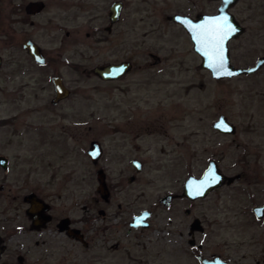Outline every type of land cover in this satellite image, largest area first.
<instances>
[{
    "label": "rangeland",
    "instance_id": "rangeland-1",
    "mask_svg": "<svg viewBox=\"0 0 264 264\" xmlns=\"http://www.w3.org/2000/svg\"><path fill=\"white\" fill-rule=\"evenodd\" d=\"M23 1L29 0H2L5 13L9 14L13 3ZM43 1L47 9L33 18L34 26L23 25L16 36H13L14 24L0 30V53L9 60L13 52L23 49L20 39L30 37L45 53L64 59L65 64L54 70H60L71 95L53 106L50 100L55 92L49 84L45 88L37 85L20 90L27 95L20 108L36 109L30 112L35 115L28 120L14 124L6 122L0 127V156L12 162L7 191L11 188L14 194L19 189L20 200L14 203L21 210L27 209L23 196L35 187L46 188L47 196L62 209H83L96 186L93 178L88 179L94 169L86 153L90 142L99 140L104 149L101 167L107 172L109 183L117 186L111 205L101 203L99 206L117 210L121 203L128 220L142 209L156 210L153 225L143 238L149 241V248H133L132 255L137 260L131 263L180 264L153 257L151 248L159 247L161 240L183 241L176 232V224L167 228L163 224L170 217L175 221L184 219L183 211L190 204L180 200L178 213L170 214L157 204L159 199L166 193H182L188 177H201L208 159L214 154H224L223 167L229 173L241 171L236 163L244 155L246 162L256 163V178H264V98L256 97V73L214 79L209 70L201 67L202 58L193 50L186 30L168 20L173 14L192 17L198 12L213 11L219 0H122L125 5L121 20L111 33L106 30L109 7L116 0ZM251 1L254 0H244L237 8L246 7ZM248 25L252 35L255 25ZM247 39V36L243 39V48L233 51L232 61L238 67L248 68L256 63V52L248 50L251 42ZM150 53L159 55L161 62L155 64ZM126 59L134 63V70L119 81L112 83L88 75L97 65ZM83 68L88 70L87 74L81 73ZM36 75L40 78L42 74L38 70ZM12 87L19 85L13 83ZM15 108L17 106L8 107L0 102V118L15 113ZM220 114L237 124L254 125L253 132L241 137L240 147L230 143L226 147V139L210 127ZM115 123L135 124L147 132L137 139L140 150H131L130 146L131 153H128L131 157L140 156L145 162L142 173L136 174L128 161L123 164L124 161L115 158L123 151L117 149L110 134ZM91 124L93 128L89 127ZM81 135L84 136L82 142L79 141ZM57 167H64L62 172L74 171V177L61 185L50 178ZM132 174H136L138 180L129 185L127 179ZM2 180L0 175V185ZM9 201L0 194L1 208ZM195 209L197 216L208 219L206 201L197 202ZM25 236L21 238L26 243ZM242 238L240 233L221 231L214 242ZM124 251L120 248V251L109 253L108 249L100 248L107 261L130 264V256ZM92 252L84 251L85 261ZM59 258H50L43 264H55Z\"/></svg>",
    "mask_w": 264,
    "mask_h": 264
},
{
    "label": "flooded vegetation",
    "instance_id": "flooded-vegetation-1",
    "mask_svg": "<svg viewBox=\"0 0 264 264\" xmlns=\"http://www.w3.org/2000/svg\"><path fill=\"white\" fill-rule=\"evenodd\" d=\"M37 1H42L44 3L43 10L38 13L30 12L28 6ZM243 1L244 0H238L228 9V13L234 16L235 20L243 28L242 34L237 38L231 39L228 43L230 58L234 65L232 61L233 51L244 47L242 42H244L243 39L247 36V42H251L248 46V50L256 52V63L248 68L255 66L257 68L259 66L255 72L256 97L261 96L264 98V0L251 1L246 7L242 6L238 9L237 7L242 5ZM124 5L123 2V7ZM221 5L222 0H219V4L215 10L198 12L194 14V16L189 17L193 21H198L200 16L203 15L216 16L219 14ZM5 7L4 3L2 4V0H0V30L9 28V24H14L16 26L14 28V36L15 34H19L18 31L21 30L20 28L23 25L34 26L35 21L33 18L40 16L46 11L47 3L43 0L15 2L13 3V7L9 8V14L5 13ZM8 15L9 17H7ZM170 16H168V20ZM117 23H119V21ZM250 23L255 25L252 29V35L249 34L251 28L248 24ZM115 24L112 25L111 29H108L110 25L109 20V25L106 27V30L111 33ZM9 36L12 37V39L14 38L12 34H9ZM27 41L34 42L30 37L21 38L20 44L23 49L13 52L9 60L0 53V102L2 104L5 102L8 107L10 105L17 106V108L13 110L15 113H12L8 117L0 118V127L5 126L6 122L14 124L22 120H28L29 116L35 115L33 113L30 114V112L35 110L36 107L32 108L29 106L26 109L20 108V106L22 107L23 105L22 101L27 100V95H25V93H20L21 89H30V87L35 88L37 85L41 86L40 88H45L46 86L48 87V84L51 85L55 92L54 97L50 100L53 106H58L71 95L70 93L67 98L54 103V99L57 96L54 83L56 78L62 79L63 84L70 89L60 74V70H54V67L57 66L58 68L65 64V62L63 63L64 59L56 55L45 53L43 49L34 42L41 48L44 58V62L41 63L30 54L27 48H25V43ZM192 44L194 50V43L192 42ZM19 47L21 46L19 45ZM153 55L156 54L150 53L151 57ZM124 61L132 62L128 59L121 62ZM132 64L133 69L128 74L117 80L108 82L114 83L128 76L134 70V63L132 62ZM234 66L237 68H245ZM38 70L42 74L40 78L36 75ZM81 73L87 74L88 70L83 68ZM88 75L99 78L93 73H88ZM247 75L251 74H243L236 77H244ZM13 83H17L19 87L13 88ZM222 116L226 117L228 121L235 126L233 132L225 133L215 128V124ZM242 117L250 118L251 115H242ZM89 127L93 128L94 125L91 124ZM210 127L213 128L215 133L226 139V147H229V143L232 146L240 147L243 134L254 131V125L252 123L237 124L223 114L217 115ZM146 133L147 132L142 128L136 127L135 124L130 123H115L112 125L110 131L117 149L123 150L118 152L115 158L120 162L124 161L123 164L128 161L129 165H131L130 168L133 169L136 174L142 173L146 164L140 156L131 157L128 153H131L130 148L131 150L132 148L136 151L140 150L141 145L137 143V139L143 137ZM82 135L81 138H79L81 142L84 137ZM229 137H231L230 142ZM93 141L100 142L96 139L92 140L88 150ZM100 144L103 149L101 142ZM88 150L86 154L90 159V165L93 166L94 169V172L90 171L88 179L93 178V181L96 183L95 193L92 192L93 194L89 196L91 199H88V204L86 203L85 207L81 210L62 209L51 200V197L47 196V193H45L46 188L41 189L40 187H35L28 194H34L48 204V210L42 212L44 216L43 220L38 219V216L35 218L28 214V208L31 205L24 201L25 196L28 194L23 196V201L27 205V209L21 210L19 206L14 203L20 200V193H18L19 189L12 194L11 188H8V191L6 188L9 174H11L12 171V162L6 157L8 159L6 168L0 164V175L3 178V183L0 185V194L3 196L5 195L10 200L8 204H5L2 208L0 207V249H2L0 264H43L49 261L50 258L52 260L54 257L57 258L58 256L60 258L56 260L55 264H69L72 260H74V262L71 264H113L104 258L105 256L100 252V248L108 249L109 253L120 251V248L124 249L131 257H128V261H130V264H133L131 262L137 259L133 258L132 249L140 248V250H145V248H149V241H144L143 238L145 232L150 230L153 225L152 222L156 215V210L142 209L140 212L132 215L128 220L124 216L126 210L123 209L121 203L118 204L117 210L102 209L99 206L101 203H104L108 207L111 205L113 201V191L117 186L109 183L108 174L105 169L101 167L104 149L102 156L96 163L88 155ZM224 158V154L220 156L214 154L207 161V168L210 166L211 162H215L220 173L226 176V178L223 185L215 188L205 197L195 199L188 198L184 195L183 187L182 193H166L159 199V203L157 204L164 208L166 213L170 214L178 213L180 200L186 203L188 202L190 206L185 207L183 211L185 215L184 219L175 221L173 217H170V219L168 218L163 224L166 228L171 224H176V232L183 241L165 242L161 240L159 247L151 248L154 255L153 257L167 259L168 263L179 261L180 264H264V178H256V163L246 162L245 160L247 157L244 155H241L239 161L236 163L241 171L235 173H229L223 167ZM136 161L141 164L140 170L135 165ZM125 168L128 167L126 166ZM62 170H65V168L57 167L50 177L59 181L61 185L63 183L65 184L69 178L75 175L74 171L67 173L62 172ZM100 170H103L106 175L105 181L110 193L107 200L104 199L99 192L100 178L98 173ZM136 174H132L127 179L129 185L138 180ZM59 175H61V177H59ZM191 176L193 175L189 177ZM48 180L55 181L52 179ZM58 195L60 198H63L62 194L58 193ZM166 197H170L169 200L163 201ZM199 201H206V205L208 204V213L210 214L208 215V219H203L196 215L195 205ZM174 207L175 211H172ZM143 212H148L150 215L145 220L136 219L141 216ZM165 227L164 231H166ZM221 231L226 233H240L243 238L240 241L233 242L222 239L221 241L214 242V239L217 238V234ZM23 234L26 235L24 237L27 240L26 243L24 239L21 238ZM112 239L114 241L110 246L108 243ZM132 239H135V241H132ZM131 244L133 246H131ZM89 250L93 252L91 255L86 256L88 261H85L84 251ZM126 252L125 254L128 256ZM146 261L148 262L149 259Z\"/></svg>",
    "mask_w": 264,
    "mask_h": 264
},
{
    "label": "water",
    "instance_id": "water-1",
    "mask_svg": "<svg viewBox=\"0 0 264 264\" xmlns=\"http://www.w3.org/2000/svg\"><path fill=\"white\" fill-rule=\"evenodd\" d=\"M238 0H222V5L219 8V14L216 16H200L198 21H193L189 16L175 14L169 17V20L181 25L186 32L189 34L191 41L194 43V51L200 55L202 58L201 66L205 69L211 71L212 76L215 79H225V78H233L243 74H252L255 73L258 67L252 68H237L235 67L230 58V50L228 47V43L231 39L237 38L243 32V28L238 24L235 20L234 16L228 13V9L233 6ZM44 8V3L42 1L33 2L28 6L30 12L38 13ZM123 10V2L122 1H114L111 3L109 8V20L110 25L108 29H111L112 25L120 21ZM223 18L228 17L229 23L234 26L238 31L228 36L227 39L223 42V58L225 61V68L223 71H220L216 68L210 67L212 61L208 56L204 54V49L202 44L195 37L199 34L200 26L208 24L214 18ZM25 48L30 51V54L39 62L43 63L44 58L42 55L41 48L32 41H27L25 43ZM155 59V64L160 63V57L157 55L152 56ZM133 69V64L130 61H124L121 63H109L105 65L96 66L91 70V73L98 76L100 79L104 81H112L117 80L126 74H128ZM231 73V74H229ZM55 88L57 96L54 99V103H57L59 100L67 98L71 91L68 89L62 82V79L56 78L54 80ZM217 125H220L219 127ZM215 128L225 132L231 133L234 131L235 126L228 121V119L222 116L219 121L215 124ZM103 154V149L98 141H93L91 143L90 149L88 150V155L90 158L96 163ZM6 163H8V159L6 156H0V164L6 168ZM136 167L140 170V162H135ZM100 185L99 192L104 199H108L110 196L108 187L106 185V175L103 170H100L99 173ZM226 176L222 175L216 165L215 162H211L210 166L205 170L204 174L200 178H196L194 176L189 177L184 186V195L188 198L195 199L199 197H205L215 188L224 184ZM200 193V194H198ZM170 197H166L163 201H168ZM24 201L29 203L31 206L28 208V214L34 216L35 218L44 219L42 215L43 211L48 210V204L38 198L34 194H28L25 196ZM40 213V214H39ZM150 214L148 212H143V214L136 219L145 220ZM135 219V220H136ZM198 223V222H197ZM2 249H0L1 255Z\"/></svg>",
    "mask_w": 264,
    "mask_h": 264
},
{
    "label": "snow or ice",
    "instance_id": "snow-or-ice-1",
    "mask_svg": "<svg viewBox=\"0 0 264 264\" xmlns=\"http://www.w3.org/2000/svg\"><path fill=\"white\" fill-rule=\"evenodd\" d=\"M236 31L238 29L229 23L228 17L214 18L208 24L200 26L199 34L195 38L202 44L204 54L212 61L210 67L223 71V42Z\"/></svg>",
    "mask_w": 264,
    "mask_h": 264
}]
</instances>
